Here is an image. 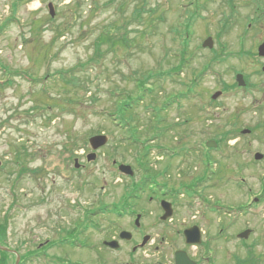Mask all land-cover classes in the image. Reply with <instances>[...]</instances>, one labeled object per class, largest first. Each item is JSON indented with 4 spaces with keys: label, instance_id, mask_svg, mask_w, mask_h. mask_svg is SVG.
<instances>
[{
    "label": "rangeland",
    "instance_id": "1",
    "mask_svg": "<svg viewBox=\"0 0 264 264\" xmlns=\"http://www.w3.org/2000/svg\"><path fill=\"white\" fill-rule=\"evenodd\" d=\"M208 38L212 49L203 47ZM263 43L264 0H0V220L12 219L19 236L36 240L66 229L89 245L66 246L83 264H175L179 250L227 264L244 253L237 239L211 241L232 219L211 207L255 196L259 202L238 212L228 232L255 229L264 264V161L255 160L264 154ZM69 71L75 85L64 83ZM237 74L247 87L238 86ZM150 76L156 78L133 112L134 141L121 103ZM226 133L229 141L207 150ZM97 135L108 143L88 162ZM205 172L211 180L198 184ZM144 175H156L155 187L177 204L174 221L155 218L151 194L136 187ZM101 205L108 213H94ZM133 212L147 213L139 228ZM193 224L206 244H186L183 231ZM123 230L130 241L119 238ZM144 236L150 239L140 247ZM111 241L119 249H106Z\"/></svg>",
    "mask_w": 264,
    "mask_h": 264
},
{
    "label": "flooded vegetation",
    "instance_id": "2",
    "mask_svg": "<svg viewBox=\"0 0 264 264\" xmlns=\"http://www.w3.org/2000/svg\"><path fill=\"white\" fill-rule=\"evenodd\" d=\"M259 161L261 162L264 161V158ZM240 169L239 170L236 169L234 173L238 175L241 171ZM197 180H198L197 181L198 184H200V182L206 183L209 180H211V176H209L208 173L205 172L204 177L202 176ZM156 183H153L148 189L143 190V194L144 195L148 193L151 194L149 200L156 203L157 213H159L156 214L155 218L162 220L161 218L164 215V210L161 204L164 200L169 202L171 201L170 198L166 197V195L162 194L161 191H159L155 187L158 185V183L157 185ZM242 183H245V179H242ZM204 200L205 201L207 200L206 202L208 203L207 205L209 207L210 199L208 200V198L205 197ZM251 201H254V203H252ZM251 201L241 206H228L226 205L225 202L220 201L219 203H217L219 205H217L216 207L214 206L215 208L211 207L212 211L218 212L220 214L221 219L224 218V216H226L228 220L229 218H232L231 221L222 222L221 228L219 229V236L210 237V239H212L211 241L216 243L222 239H228V238L237 239L241 247V250L244 253V255H241V253L236 252L231 257H229V259L225 258L224 261H226L227 264H258L257 242L254 241L252 242V240H254L255 229H253L250 226H246L243 229L234 227L235 229L233 228L234 230L233 233L229 234L228 232L230 230V226L234 225L236 221L237 218L236 214L238 212L247 213L248 210L252 211V208L256 205L255 203L259 202V199L255 198L254 196L251 198ZM171 203L173 204L174 212L170 221H174L176 215L175 209L177 207V204L175 202H171ZM146 214L147 213H143V214L134 213V212L132 213L131 217L136 218L134 222L136 227H137L136 222L138 217H140L139 218V223H140L141 220H145L147 218ZM119 215L122 219H125L127 217L125 213ZM192 226H196V224H193ZM123 231L119 233V238ZM59 232L61 233V235L60 236L56 235L53 237V239L49 237H44V238L39 237L40 239L36 240L33 235L19 236V231L15 226V221H13L12 219L6 218L0 220V264H83L81 261L73 260V258L70 256L71 253L68 254L66 252V246L67 247L69 246L70 249L73 250L75 249L79 250L83 248V245H86L88 247L89 245L79 244V242H77L71 236H66L65 234L68 232L66 229H60ZM244 233L249 234L247 238L241 236ZM29 234H32V232L29 231ZM202 237H203V243L200 246L206 244V242L204 241V233ZM113 240H116L115 236ZM106 249H110V248L106 246ZM210 250L212 249H209V251ZM134 252L137 253V249L134 250ZM112 254L114 253L112 252ZM189 257L197 264H216L220 262V260H216L214 257L212 258L210 256L209 258H205L203 256L202 260L195 259V257L192 258L190 255ZM174 260H175V254H174ZM107 263L108 262L102 264H107ZM119 264H130V262L124 261V262H119Z\"/></svg>",
    "mask_w": 264,
    "mask_h": 264
},
{
    "label": "water",
    "instance_id": "3",
    "mask_svg": "<svg viewBox=\"0 0 264 264\" xmlns=\"http://www.w3.org/2000/svg\"><path fill=\"white\" fill-rule=\"evenodd\" d=\"M49 11H50V15L52 17H55V9H54V5L53 4L49 5ZM213 46H214V42H213L212 38H208L203 43V47L204 48L212 49ZM258 55L261 58H264V43L259 46ZM263 71H264V68H263ZM236 81H237V84H238L239 87H245L246 86V81H245V78H244V76L242 74H237ZM221 95H222V92H217L213 96V99L215 100ZM249 132H250L249 130H244L243 134H247ZM89 143H90V146H91L92 150L95 151V152L91 153L90 155H88V157H87L88 162H91V161L96 160V158H97L96 151L100 150L101 148H103V147H105L107 145L108 138L105 135H97V136L92 137L89 140ZM217 145L218 144H217L216 141L207 142V147H209V148H216ZM262 158H264L263 154L257 153L255 155V159L256 160H261ZM75 164H76L75 167L77 169H79L80 168V164H79L78 160H76ZM119 170H120V172H122L125 175L134 176V171H133L132 167L129 166V165H120L119 166ZM162 207H163V210L165 211V214L163 215L162 220L166 221L169 218H171L172 215H173V206H172V204L170 202L163 201L162 202ZM139 218L140 217H138L137 222H136L137 226H139V224H140L139 223ZM248 235L249 234H245L244 233L241 236L247 238ZM184 236H185L186 244L189 245V246H198V245H201L203 243L202 231H201L200 227H198V226H193L191 228L186 229L184 231ZM121 239H123V240H131L132 239V234L130 232L124 231V232L121 233ZM149 239H150L149 236L145 237L141 246L142 247L145 246L146 243L149 241ZM105 244H106V246H109L112 249H118L119 248V245H118L117 241L106 242ZM175 261H176V264H197L196 262H194L189 257L188 253L186 251H183V250H180V251L176 252Z\"/></svg>",
    "mask_w": 264,
    "mask_h": 264
},
{
    "label": "trees",
    "instance_id": "4",
    "mask_svg": "<svg viewBox=\"0 0 264 264\" xmlns=\"http://www.w3.org/2000/svg\"><path fill=\"white\" fill-rule=\"evenodd\" d=\"M138 16L141 18V14L140 12H138ZM126 40L123 39V43H126L125 42ZM183 61V60H182ZM183 64V62H182ZM7 70H10L6 67ZM181 69H183V66L181 67H178V68H172L171 71L168 73L169 75H171L172 73L176 72V71H180ZM64 75L63 76V79H64V83L65 84H74L76 83V79L74 78V73H72V71H69V72H63ZM156 77L154 76H150L140 82H138V89L141 91V93H139L138 95H133V94H127L126 97H125V100H123V102L121 103V108H122V114H121V120L122 122L129 128V134L132 135H135V138L134 141H138V131L135 127V125L133 124V121H134V117H133V112H134V109H138L140 104H141V101H143V99L145 98V94L147 92V85H149V79H155ZM8 84V82H7ZM1 85L5 86V83H2ZM44 90V89H43ZM153 90V89H152ZM44 92H46V89L44 90ZM151 91H149L148 93H150ZM152 94L154 92H151ZM175 100V99H174ZM165 108V107H164ZM132 110V111H130ZM124 111V112H123ZM130 111V112H129ZM132 113L131 116H129L130 114ZM126 114V116H125ZM131 139H133V137H131ZM231 139V135H228L227 133L224 134L220 140H218V143L219 145L223 142V141H228ZM147 158L146 154L142 156L141 158V161L143 159ZM211 162V155L210 154H207L206 156V162ZM148 171V169L145 170V173ZM157 178L156 175L154 176H151V175H144V177L142 178L141 182L136 185L137 189L143 193V190H145L147 187L151 186L153 183H155V179ZM159 186V185H157ZM96 212L94 213H97V212H102V213H108V209L106 208V206L104 205H101L97 210H95ZM117 211V210H116ZM125 211V210H124ZM117 212H120V210H118ZM113 213H115L113 211ZM93 214V213H92ZM116 214V213H115ZM94 215V214H93Z\"/></svg>",
    "mask_w": 264,
    "mask_h": 264
}]
</instances>
